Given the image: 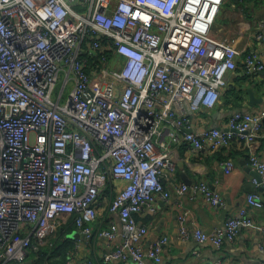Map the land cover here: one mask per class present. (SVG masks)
I'll return each instance as SVG.
<instances>
[{
    "label": "built area",
    "instance_id": "1",
    "mask_svg": "<svg viewBox=\"0 0 264 264\" xmlns=\"http://www.w3.org/2000/svg\"><path fill=\"white\" fill-rule=\"evenodd\" d=\"M225 1L0 0V264L23 263L72 217L78 247L96 235L111 245L105 261L163 264L168 236L146 248L149 226L138 216L171 197L163 179L180 159L171 143L212 153L243 143L264 188V106L232 114L223 128L181 131L192 112L217 106L247 50L214 35ZM259 23L254 36L264 41ZM244 65L264 70V53L247 55ZM222 165L231 174L236 161ZM187 192L223 205L204 182L177 189ZM248 201L264 205L258 193ZM179 207L182 237L217 249L254 226L241 209L211 232L194 223L190 230L189 212Z\"/></svg>",
    "mask_w": 264,
    "mask_h": 264
},
{
    "label": "crops",
    "instance_id": "2",
    "mask_svg": "<svg viewBox=\"0 0 264 264\" xmlns=\"http://www.w3.org/2000/svg\"><path fill=\"white\" fill-rule=\"evenodd\" d=\"M225 3L221 9L225 11L224 18L222 20L220 13L218 19L224 24L215 25L214 35L219 38L237 39L240 48L247 47V50L239 58L237 71L227 75L228 86L217 106L214 109H200L192 112L182 132L223 128L226 127L232 114L238 111L259 110L264 106V102L250 106L249 95L246 92L248 87H252L255 96L258 99H264V74L248 73L244 65L247 55L254 53L263 55L264 53V41H258L254 36L255 32L262 29L259 22L264 19V0H226ZM228 7L230 9H227ZM230 90H235V94H231L232 103H228L224 96ZM166 125L169 131L176 129L173 120H168ZM169 131L165 137L168 141ZM170 149H177L180 155L176 170L168 172L163 179L171 197L167 201L157 199L155 212L138 216L140 221L149 226L145 247L147 248L156 238L166 235L169 241L163 251V264H208L217 260H220L222 264H264V253L260 248V245L264 243V205L262 208H255L248 201L249 195L254 193L260 194L264 201V188L261 187L250 165L245 145L234 142L230 147L214 153L209 152L208 149L197 150L185 142L180 145L171 143ZM260 156L264 159V138L260 147ZM231 158L236 161V167L231 174H227L222 162ZM190 162L198 164L194 165L195 168H191ZM200 182L206 183L220 194L223 205L214 207L210 202L204 201L201 193L194 196L190 192L183 195L177 193V189L183 184L190 186ZM179 205L189 212L190 230H193L194 223L204 231L211 232L222 227L228 218L238 214L241 209H246L253 217L254 226L243 229L234 241H227L220 249H217L211 244L198 243L193 236L188 239L182 237L178 221ZM78 248V260L76 257L70 259L82 261L84 258L88 259L91 252H95L100 258L106 260L105 256L109 253L111 245L97 237L89 245L84 244ZM25 264L32 263L27 261ZM103 264L123 263L120 260H112L105 261Z\"/></svg>",
    "mask_w": 264,
    "mask_h": 264
},
{
    "label": "trees",
    "instance_id": "3",
    "mask_svg": "<svg viewBox=\"0 0 264 264\" xmlns=\"http://www.w3.org/2000/svg\"><path fill=\"white\" fill-rule=\"evenodd\" d=\"M110 59L111 54H109V60ZM231 94H235V90H230L224 95L228 103H232L233 101ZM104 194L109 198L114 195V193L112 192L110 181L108 182L107 187L104 190ZM77 231L78 228L75 223V217H72L69 221V224L64 226L60 230L58 239L52 241V243L50 244L39 246L37 250L31 249L30 253H28L27 258L23 263L15 264H25L27 261H30L32 264H67L70 258L76 257L77 259L79 248L76 246L75 239L71 237L72 234ZM96 236H94L87 245L92 243L97 238ZM79 261L81 263L90 262L92 264H103L105 262V260L100 258L99 255H97L95 252H91L88 259L84 258L82 261ZM11 264H14V262Z\"/></svg>",
    "mask_w": 264,
    "mask_h": 264
},
{
    "label": "rangeland",
    "instance_id": "4",
    "mask_svg": "<svg viewBox=\"0 0 264 264\" xmlns=\"http://www.w3.org/2000/svg\"><path fill=\"white\" fill-rule=\"evenodd\" d=\"M225 4H227V2H226ZM227 9H230V7H228ZM221 11H222V12H220V13L222 14V20H223V18H224V15H223V14L225 13V11H223V10H221ZM221 14H220V15H221ZM220 15H219V17H220ZM219 17H218V19H219ZM218 19H217L216 24H219V25L224 24V22H223L222 20L219 21ZM109 67H111V64L109 65ZM62 83H63V76L60 75V77H59V82H58V84H57V89H56L54 95L57 94V92L59 93L60 89L63 87V84H62ZM72 87H73V83H70V84L67 86V88L65 89V92H64V95H63V99L61 100V104H62V105H64V104L66 103L67 98H68V96H69V93H70ZM55 96H56V95H55ZM55 100H57V99L55 98Z\"/></svg>",
    "mask_w": 264,
    "mask_h": 264
},
{
    "label": "water",
    "instance_id": "5",
    "mask_svg": "<svg viewBox=\"0 0 264 264\" xmlns=\"http://www.w3.org/2000/svg\"><path fill=\"white\" fill-rule=\"evenodd\" d=\"M100 38V37H99ZM255 71H253L252 73H254ZM256 73H263L264 74V72L263 71H257ZM247 93H248V95H249V105L250 106H254V105H256V104H261V103H263L264 102V99H258L256 96H255V93H254V90H253V88L252 87H248L247 88V91H246ZM255 171V170H254ZM255 173H256V177H257V179H258V181H262V179H261V176L259 175V173H257L256 171H255ZM72 237H74V238H79L80 237V235H79V233L78 232H75L74 234H73V236ZM208 264H211V263H208Z\"/></svg>",
    "mask_w": 264,
    "mask_h": 264
}]
</instances>
